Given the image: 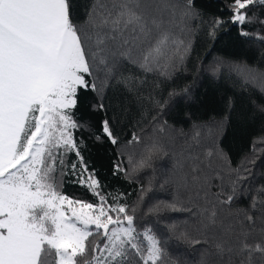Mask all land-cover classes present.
<instances>
[{
    "label": "snow or ice",
    "instance_id": "1",
    "mask_svg": "<svg viewBox=\"0 0 264 264\" xmlns=\"http://www.w3.org/2000/svg\"><path fill=\"white\" fill-rule=\"evenodd\" d=\"M194 8L195 0H0V264H184L170 255L169 241L198 245L199 264H264V186L255 196L246 192L252 174L230 168L214 144L195 139L173 153L133 131L127 144L141 149L136 169L160 154L170 160L161 184L170 195L144 210L127 202L128 193L104 192L84 155V133L113 146L120 139L107 116L89 133L77 116L81 92L93 94V111L108 112L113 90L133 105L143 103L146 81L139 77L167 78L183 63L189 43L181 37L197 22ZM229 24L242 38L249 37V24L259 26L256 39L264 43V0H229L210 21L208 38L218 41ZM224 63L200 71L217 78ZM231 71L249 82L264 80L246 64ZM177 95L156 101L157 110ZM152 122L159 124L158 117ZM123 160L118 155L112 166L117 179L133 164L131 157L127 166ZM214 160L223 167H213ZM65 182L93 200L68 196ZM147 192L141 186L138 200ZM241 201L248 209L231 212ZM168 212L186 214L185 223H153Z\"/></svg>",
    "mask_w": 264,
    "mask_h": 264
},
{
    "label": "trees",
    "instance_id": "2",
    "mask_svg": "<svg viewBox=\"0 0 264 264\" xmlns=\"http://www.w3.org/2000/svg\"><path fill=\"white\" fill-rule=\"evenodd\" d=\"M85 0H77L83 4ZM229 0H195L194 11L199 13L197 22L190 25V34L181 37L189 43L188 53L183 63H177L171 70V76L165 78L156 72L139 77L146 81L145 91L141 94L143 103L135 105L122 97L119 91L109 93L106 104L108 112L93 111L95 102L92 93L81 92L77 116L89 125V133L95 134L100 121L106 116L110 118L119 135L120 144L113 146L106 141L94 142L88 133H84L88 141L84 155L90 166L94 167L105 185L103 191L115 197L117 193H128L129 204H137L139 210L157 200L167 198L170 193L167 187H161L166 173L170 170V160L160 154L152 161L150 167L136 169L141 149L137 145H128L127 140L134 131L144 138L158 140L166 146L168 152L178 153L182 148L198 139L203 144H214L218 152L223 153L232 169L247 168L252 178L245 184V191L251 190L257 195L264 186V80L249 82L243 75L231 71L233 64H246L252 69L264 73V43L256 39L261 33L259 26L250 29V35L242 38L238 28L231 24L221 29L217 35L221 38L212 41L208 38L209 23L221 14ZM200 21H203L201 23ZM230 30V31H228ZM227 32V34H225ZM223 61L226 71L217 78H209L200 68H207L215 61ZM187 89V96L181 98ZM169 92L177 93L175 100L168 107L157 110L156 101H169ZM153 117H158L159 124L153 125ZM118 121V122H117ZM163 127L164 131H158ZM256 144L253 150L252 145ZM123 156L127 166L129 157L133 164L128 166L127 177H113L112 166L117 156ZM254 161V163H252ZM213 167H223L221 160H214ZM225 171L224 183L231 186L228 169ZM143 188L148 189L144 199L138 200ZM62 191L78 200H93L84 189L65 182ZM248 209V202L241 201L232 206L231 212ZM225 206L224 213L229 214ZM169 221L183 225L186 221L184 213H165L163 219L153 217V223L161 228ZM190 223V222H189ZM189 245H177L169 241V253L179 257L184 264H199L200 253ZM54 261V258H51Z\"/></svg>",
    "mask_w": 264,
    "mask_h": 264
}]
</instances>
